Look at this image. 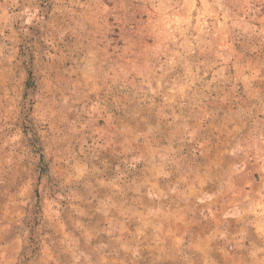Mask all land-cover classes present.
<instances>
[{
    "label": "rangeland",
    "instance_id": "rangeland-1",
    "mask_svg": "<svg viewBox=\"0 0 264 264\" xmlns=\"http://www.w3.org/2000/svg\"><path fill=\"white\" fill-rule=\"evenodd\" d=\"M0 264H264V0H0Z\"/></svg>",
    "mask_w": 264,
    "mask_h": 264
}]
</instances>
